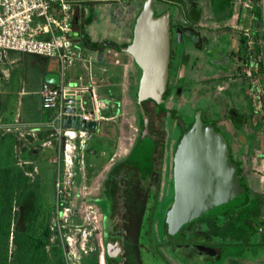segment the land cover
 Returning <instances> with one entry per match:
<instances>
[{
    "label": "flooded vegetation",
    "instance_id": "obj_1",
    "mask_svg": "<svg viewBox=\"0 0 264 264\" xmlns=\"http://www.w3.org/2000/svg\"><path fill=\"white\" fill-rule=\"evenodd\" d=\"M241 2L156 0L153 3L154 6L171 9L164 102L158 104L151 98L141 101L147 118L143 124L139 106L129 96L136 106L133 134L102 141L100 146L104 148L100 154L85 155L82 151L78 161L89 185V190L83 191L80 199L89 203L95 213L96 236L100 242L99 264H143L142 253L164 259L168 264L176 261L189 264L175 255L177 251L181 257L199 256L208 260L205 264H211L221 259L225 247L240 248V251L228 253L226 257L234 260L232 263L246 264L242 261L244 258L252 259L261 253L258 251L261 241L258 229L247 243L230 241L223 236L229 210L183 225L166 221V212L175 195L174 152L183 131L180 120L184 128L188 127L198 109L201 118L213 121L225 138L229 155L237 165L235 175L245 190L248 188L250 191L244 173L247 161L242 148L246 143L244 130L260 131L259 121L264 113L255 99L258 87L253 79L258 77V71L253 69L250 75H246L243 68L254 63V56L260 53L255 63L261 65L260 79L264 78V40L258 15L261 5H253L243 19ZM245 27L260 37V50L248 45L242 30ZM130 32L131 29L128 39ZM135 80L136 76L127 81L126 90ZM223 80H230L221 87L222 96L229 104L226 120H219L213 113L207 116L205 108L199 105L190 109L187 119L183 118L180 109L187 104L178 107L177 100L181 95L190 94L203 81L214 83ZM262 96L264 108V89ZM243 100L247 101L246 110L240 108ZM99 126L101 122L93 129ZM234 139L239 143L237 148H234ZM196 245L206 248V256L193 252ZM213 249L216 251L214 255Z\"/></svg>",
    "mask_w": 264,
    "mask_h": 264
},
{
    "label": "rangeland",
    "instance_id": "obj_2",
    "mask_svg": "<svg viewBox=\"0 0 264 264\" xmlns=\"http://www.w3.org/2000/svg\"><path fill=\"white\" fill-rule=\"evenodd\" d=\"M141 3V0H124L120 4L87 3L83 4L82 8L86 12L91 10V14L94 12L95 16H101V21L97 20L89 29H109L110 37L114 39L118 31L126 29L122 38L128 39L134 15ZM259 29H261L260 24ZM99 53L104 58L99 61L98 54L94 52L92 62L95 70L104 67L106 65L104 63L110 66L112 62L118 61L121 64L130 63L132 74L129 80L133 77L135 79L134 65L128 53L118 52V56L113 50L111 53L102 51ZM31 57V55L21 56L9 67L14 79L18 76L25 77L30 90L35 88L36 85L33 84L39 81L38 68L44 66L48 70L60 72V64L56 58L42 56L34 60ZM120 67L111 66L110 71L118 74L119 77L122 66ZM92 71L91 69L90 75ZM77 73L88 79L87 69L75 67L67 69L66 77L75 79ZM117 77L113 79L116 82ZM229 81L214 83L203 81L190 94L181 95L177 100L178 107L187 104L180 109L183 118L187 119L190 109L199 105L205 108L207 116L213 113L219 120H226L229 104L225 96H222L221 87L226 86ZM0 82L6 81L0 79ZM260 83L263 90L264 78L260 79ZM81 91L83 94H89L90 90L81 89ZM127 95L126 89L116 95L113 99L115 109L109 105L101 109V126L93 129V132L86 133V142L83 143L86 147L82 149L77 147L72 151V165L65 164L62 157L58 158L60 155L58 148H61L58 144L59 139L51 135L52 129L46 125L40 124L35 129L31 123L21 126L29 122L21 119L19 120L21 128L17 130L0 129V264H99L100 242L96 236L95 213L89 203L80 199L84 195L83 191L89 190V185L82 175L78 161L81 159L82 151L85 155L100 154L104 148L100 146L102 141L107 142L110 139L127 136V133L133 134L136 106L131 103ZM31 98L34 109L40 112L42 110L39 106L40 100L36 95L27 96L30 101ZM240 108L247 109L246 100L242 101ZM259 123L260 131L244 130L246 143L242 148L247 160L244 173L250 194L261 201V211L256 225L259 238L263 240L264 128H261V119ZM234 141V148L239 147L237 139ZM238 251H240L238 247H225L221 259L211 264H232L234 260L227 258L226 255ZM142 254L143 264H168L164 259L151 254ZM175 255H178L181 261H188L189 264H205L208 261L199 256L187 259L181 257L178 251ZM242 261L246 264H264V250H261L257 257L244 258ZM174 263L181 264L177 261Z\"/></svg>",
    "mask_w": 264,
    "mask_h": 264
},
{
    "label": "water",
    "instance_id": "obj_3",
    "mask_svg": "<svg viewBox=\"0 0 264 264\" xmlns=\"http://www.w3.org/2000/svg\"><path fill=\"white\" fill-rule=\"evenodd\" d=\"M156 0H142L134 15L130 38L122 50L131 56L136 81L127 93L139 106L140 119L147 118L141 101L151 98L158 104L164 102L170 54V7L154 6ZM261 1V20L264 40V0ZM45 80L57 84L58 73H47ZM70 97H67L69 100ZM68 110V104H65ZM196 110L192 123L184 128L174 152L175 195L166 212V221L183 225L198 218L220 214L247 200L246 190L235 175L237 165L228 152L227 142L213 121L201 118ZM64 117V125L79 126V120ZM95 128L93 121L80 124ZM191 247V246H189ZM195 253L206 256L207 250L196 245ZM212 254L216 251L213 249Z\"/></svg>",
    "mask_w": 264,
    "mask_h": 264
},
{
    "label": "built area",
    "instance_id": "obj_4",
    "mask_svg": "<svg viewBox=\"0 0 264 264\" xmlns=\"http://www.w3.org/2000/svg\"><path fill=\"white\" fill-rule=\"evenodd\" d=\"M124 0H0V51L5 54L8 51H18L43 57H53L59 61L60 72L57 84L45 82L40 89L42 112L47 115L41 123H31L33 128L40 124L52 129L51 135L59 139L58 158L62 157L63 162L72 165V151L82 149L85 145V135L91 128L82 127V121L88 123H100L101 109L107 107V103L101 101L97 96L91 81L92 57L87 54V49L71 36V24L73 10L77 6L87 3H121ZM243 19L247 17L248 9L253 5L260 6V0H242ZM243 30L248 45H254L261 49L259 36L252 34V29ZM118 52L113 48H106L102 52ZM98 53V50H96ZM259 60L258 56H254ZM118 61V60H117ZM253 63L246 65L243 72L250 75L254 69L258 71V77L253 82L258 87L255 99L258 100V107L264 113L263 90H261L260 78L262 67ZM80 63L82 68L88 71V79L77 73L75 79H68L66 71ZM86 80V81H84ZM81 89L90 90L89 94H83ZM91 92V96H90ZM256 93V92H255ZM67 97H70L67 100ZM68 104V110L65 104ZM69 116L71 120L78 118L79 126L64 125V117ZM264 127V116L261 120ZM30 125V123L21 126ZM21 126L14 125L6 129H19ZM32 128V129H33ZM63 146V147H62ZM61 150L62 156H61ZM61 159V158H60Z\"/></svg>",
    "mask_w": 264,
    "mask_h": 264
},
{
    "label": "crops",
    "instance_id": "obj_5",
    "mask_svg": "<svg viewBox=\"0 0 264 264\" xmlns=\"http://www.w3.org/2000/svg\"><path fill=\"white\" fill-rule=\"evenodd\" d=\"M90 4L97 5L98 3ZM96 5H94V7ZM94 9H96V7ZM100 17L95 16L94 12H92L91 14V10L86 12L82 8V5L75 7L73 10L71 36L77 42L82 44L88 50V52L91 51L89 53L87 52L91 55V57H93L94 52L95 54H100L99 51H103L104 49L110 47L112 48L113 42L122 43L126 41V38H122V34L125 33L126 29H122L120 32L118 31L116 39L110 37L111 34L109 33V29H89L90 27H93L94 23L97 20H100ZM87 20H90V22L87 23ZM109 41L110 46L105 48L103 46V43L105 44V42ZM96 50H98V53ZM27 55H31V58L34 60L42 57L39 55L28 54L23 52L19 53L18 51H8L5 54L1 53L0 51V79L1 81L3 79L6 81V84L0 82V129H5L7 127H11L17 124L19 125V120L21 119L29 121L26 123H34L39 120H44L46 117L42 110L38 112L34 109L35 107L32 98L30 101V99H27V96L36 95L37 98L40 100L39 103H41L40 89L43 83L47 82L45 80V75L47 73L59 72L48 70L44 66L38 68L40 76L39 81L38 83L33 84L36 85V87L31 88L30 90L28 81L25 79V77L18 76L16 79H14L11 69L9 68L12 64L16 63V61L20 59L21 56ZM102 60L103 59H100L99 61ZM104 64H106L104 67L102 66L100 69L97 68V70H95L93 62H91V69L93 70L91 75L92 86L94 87V90L97 96L101 99V101H105L107 103V107L109 105L113 109H115L116 106L113 102V99L116 97L117 94L125 91L126 86L128 84L127 81L129 80V77L132 74L129 67L130 63L121 64L119 63V61L111 63L112 67H120V65L122 66L119 77H117L118 74L112 73L110 71V65H108L107 63ZM75 68L81 69L82 66L80 63H77ZM116 77L118 78V83L113 80ZM14 105L15 108H13Z\"/></svg>",
    "mask_w": 264,
    "mask_h": 264
},
{
    "label": "trees",
    "instance_id": "obj_6",
    "mask_svg": "<svg viewBox=\"0 0 264 264\" xmlns=\"http://www.w3.org/2000/svg\"><path fill=\"white\" fill-rule=\"evenodd\" d=\"M258 15L261 23L262 20L260 7L258 10ZM89 22L90 20H87V23ZM125 44V42H113L112 48L115 49L117 52H124L122 50V47L125 46ZM103 46L105 48L109 47L110 41L105 42V44L103 43ZM98 58L99 60L103 59V56L101 54H98ZM246 192L247 200L236 208H231L229 209V211L226 212L228 220L226 230L222 234L223 236H226L230 241L242 240L244 243H247L251 239L253 233H255L258 229L256 225V220H259L258 214L261 211V201L257 197H252L248 188ZM259 246L260 247L258 248V251L261 252L262 248L264 247V237L263 240L259 241Z\"/></svg>",
    "mask_w": 264,
    "mask_h": 264
}]
</instances>
